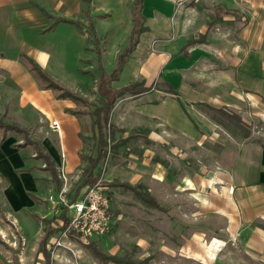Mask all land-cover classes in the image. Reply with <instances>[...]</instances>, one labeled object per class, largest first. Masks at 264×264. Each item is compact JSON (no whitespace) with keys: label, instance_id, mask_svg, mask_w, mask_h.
<instances>
[{"label":"crops","instance_id":"obj_1","mask_svg":"<svg viewBox=\"0 0 264 264\" xmlns=\"http://www.w3.org/2000/svg\"><path fill=\"white\" fill-rule=\"evenodd\" d=\"M179 1L182 4L178 5ZM186 1L198 0H143L141 12L147 30L139 36L136 48L118 76L119 79L124 76L127 82L119 87H115L116 80L111 83L114 88H121L143 81L145 87H151L139 96L130 95L129 112L137 115L136 126L146 118L160 126L153 132L161 142L170 137L178 142L195 143L200 136H209L217 122L201 110L200 107L207 108L205 105L229 114L228 109H236L234 112L238 114L244 107L256 110L253 105L264 116V0H201L219 20L226 19L234 25L233 39L229 43L221 40L219 46H212L206 39L187 45L205 34L188 37L183 21ZM131 2H127L128 23L121 45L127 42L132 26ZM81 5L80 0H0V108L9 99L8 104L16 113L27 108L34 119H28L24 126L10 124L25 129L28 136L27 129L31 126L41 129L43 134L36 141L39 147L53 161L54 168L59 163L60 152L64 151L69 173L83 164L80 152L89 136L90 116L84 107L78 108L70 99L57 98L53 90L41 88L24 56L32 58L51 78H57L51 51L39 40L53 30L68 28L72 36L79 37L82 49L86 31L73 24L58 22L46 30L54 18L72 19L79 15ZM121 49L115 50V61ZM102 56L105 62L104 47ZM62 84L75 92V87L67 82ZM169 87L175 94L168 92ZM78 109L83 112L75 113ZM53 119L60 124L58 132L49 126ZM112 122L121 129L120 124ZM224 149L220 151L217 169L207 177L200 175L191 192L195 200L193 207L189 204L188 208L191 217L195 219L196 210L203 214L199 217V227L190 233V240L179 246V264H264V140L247 138L234 148ZM39 160L16 131L0 128L2 202L14 219L20 220L21 213L35 208L32 194H38L37 179L44 172L40 168L46 170ZM158 163L165 166L166 161ZM158 170L164 179L166 169ZM99 180L103 185L113 181ZM105 187L109 193L113 186ZM146 188L150 193V188ZM229 188L233 189L232 193L228 192ZM119 208L121 205L118 209L112 207V220L113 215L119 214ZM207 219L221 222L214 234ZM208 236L217 239L220 245L205 246L202 241ZM161 250L165 252L164 247ZM208 251L214 253L213 257ZM2 255L0 264H4Z\"/></svg>","mask_w":264,"mask_h":264},{"label":"rangeland","instance_id":"obj_2","mask_svg":"<svg viewBox=\"0 0 264 264\" xmlns=\"http://www.w3.org/2000/svg\"><path fill=\"white\" fill-rule=\"evenodd\" d=\"M80 1L82 5L79 15L72 19L79 20L84 25L83 29L74 25L80 31H86L82 49L79 45V37L72 36L68 28L48 31L49 33L41 37L39 42L47 46L51 51L52 61H55L53 72L57 78L52 77L53 80L61 85L65 81L75 87V93L91 103L84 107L85 112L89 113L96 103V84L99 74L88 26L89 20L98 38L104 41L100 46L104 47L103 64L105 70L109 72L115 61L113 56L115 50L119 47L123 49L127 44L126 42L121 45L128 23L126 17L128 0H90L87 4ZM87 5L88 17L85 11ZM183 6H185L183 21L184 27L188 28L186 31L188 37L204 33V40L206 39L212 46H219L221 40H228L229 43L235 36L233 23L226 19L219 20V17L214 15V11L202 4L201 0L186 1ZM79 54H81L80 59H77ZM126 82V78L121 76L116 80L117 85H114L119 87ZM13 97L15 100V94ZM8 101L4 100V105L0 108V115L4 121L24 126L28 119H34V115L29 113L27 108L16 113L15 109H11ZM131 102L130 95L120 96L116 102L112 121L120 124L122 129L116 137L133 134L134 138L111 151L105 162L98 165L96 172H99L102 181H127L135 185L141 184L143 187L148 186L150 193L160 202L162 208L148 207L131 191L110 187L108 195L111 197V206L118 209L121 205L122 208H119V214L113 215L111 228L103 234L94 236L91 243L107 255H115L130 261L137 262L148 257V264H179V246L187 244L192 230L199 227L198 222L201 219L199 217L203 214V211L197 213L196 210L193 219L192 212L188 209L189 204L193 207L195 202L191 196V192L197 186L195 182L200 175L207 177L217 169L220 151L225 150L224 148L230 146L234 148V145L240 144L247 138L264 140L263 111L253 105L251 107L256 110L244 107L239 114L234 112L237 111L236 109H228L232 118H227L219 111L200 107L209 118L217 122L209 136H200L195 143L178 142L170 137L164 138L161 142L153 132H157V127H160L156 126L154 121L146 118L140 126L135 125L137 115L129 112ZM37 128L31 126L27 129L30 136L28 133L25 135L17 132V134L22 139L27 136L28 140L37 143L36 141L39 142V137L43 134V131L41 129L38 131ZM30 147L32 148V145ZM95 152L96 138L90 126L89 136L84 141L80 155L88 158L94 156ZM161 160L166 161L165 166L158 165V161ZM82 163L78 167L82 172L78 181L73 183L74 186L80 185L85 177L83 168L87 162ZM158 168L166 169L164 179L162 171ZM40 169L44 172H41L37 179L38 194H32L35 208L25 210L24 214L21 213L20 220L14 219L3 205L2 184H0V217L2 218L0 259L3 252L4 264L6 262L7 264H46L42 253V240L49 226L43 219L56 217V214L46 199L54 184L49 171ZM76 174L77 170L71 175ZM71 181H74V178ZM207 223L212 229V234L221 225L218 219H207ZM56 224V221H53L51 227L56 228ZM211 238L206 237L202 241L203 244L205 246L210 244L211 247L220 245L217 239ZM161 247H164L165 252ZM46 248L50 253L51 264H121L99 261L89 247L63 238L58 231L53 232L48 238ZM208 255L213 257L214 253L208 251Z\"/></svg>","mask_w":264,"mask_h":264},{"label":"trees","instance_id":"obj_3","mask_svg":"<svg viewBox=\"0 0 264 264\" xmlns=\"http://www.w3.org/2000/svg\"><path fill=\"white\" fill-rule=\"evenodd\" d=\"M84 3H88L90 0H82ZM142 4L143 0H132L131 2V21L132 26L129 31L128 41L126 46L117 54L115 65L110 72H107L104 68L103 64V56H102V48L100 46V39L98 38L96 32L94 31V27L92 26L89 20V29L91 32V37L93 41L94 51L97 57V64H98V79L96 84V103L93 105V109L88 113L91 119V127L94 130V135L96 138V152L94 156H89L85 158L84 156H80L82 162H87L85 167L83 168L84 179L78 185L77 190L87 184H94L99 180V172H96L98 165L104 163L108 154L117 149L118 147L125 145L128 143L132 138H134L133 134H129L126 137L118 136L116 134L121 132L122 129L117 127L111 121V113L112 110L117 102V99L120 96L125 94L131 96H139L145 92H148L151 87H145L144 82H135L123 86L121 88H114L111 86V83L118 79L119 73L121 72L127 57L134 51L138 42L139 36L147 30V26L145 25L146 18L142 15ZM87 17L88 15V5L85 8ZM48 17H52L47 15ZM58 22H67L70 24L75 25L79 29H83V24L79 20L75 19H67V18H54L53 23L46 29L51 30L55 24ZM204 35H201L199 38L195 40H191L187 42V45L193 43H200L203 42ZM26 63L28 64L29 71H31L35 77L40 81L41 88L43 89H51L56 93L57 98H68L73 101L78 108H82L91 103L84 99L83 97L77 95L75 92L70 91L63 85L59 84L55 80H53L32 58L28 56H24ZM168 92L171 94H175V90L169 87ZM208 109L215 110L209 105H205ZM217 111L224 114L227 118H232V114L226 113L220 109ZM82 110L78 109L75 113H81ZM0 128L3 130H14L16 132L22 133L27 135V131L18 125L10 124L5 122L0 117ZM24 144L32 145V150L36 154V158H40L43 163H45V169L49 171L51 175V180L54 186L58 189L60 186V181L57 178L56 170L54 168L53 161L45 155L42 149L39 147L38 143H33L31 140L27 139V136L23 138ZM105 185L108 186H118L122 187L125 190H130L138 199H140L144 204L149 207L161 209V205L157 202V200L150 195L149 191L146 187H143L141 184L131 185L129 183L117 182L112 181ZM33 197V195H32ZM34 199V197H33ZM65 211L61 214V217L64 218ZM57 217H51L50 219H43L48 224L47 230H45V234L42 240V253L45 257V263L51 264L50 260V253L46 248V241L51 236V234L55 231H61V227H51L53 221H56ZM90 248L92 254L102 262H114V263H121V264H148L149 258L146 257L141 261H130L127 259L120 258L115 255H107L101 252L94 244L91 242L87 245Z\"/></svg>","mask_w":264,"mask_h":264},{"label":"built area","instance_id":"obj_4","mask_svg":"<svg viewBox=\"0 0 264 264\" xmlns=\"http://www.w3.org/2000/svg\"><path fill=\"white\" fill-rule=\"evenodd\" d=\"M180 4L182 1H179L178 5ZM49 126L53 131L58 132L60 129V124L55 119L50 121ZM55 170L60 186L58 189L53 186L46 199L55 210L56 226L62 228L58 232L65 239L87 246L94 236L103 234L111 228L113 222L111 197L100 180L77 190L78 185L74 186L73 183L78 181L82 169H77V174L72 176V173L66 170L64 151L60 152ZM72 178L74 181H71ZM232 191L233 189L229 188L228 192ZM63 211L64 218L61 217Z\"/></svg>","mask_w":264,"mask_h":264}]
</instances>
